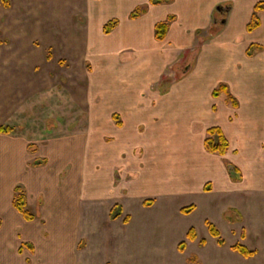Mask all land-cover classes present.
Here are the masks:
<instances>
[{"label":"crops","instance_id":"obj_1","mask_svg":"<svg viewBox=\"0 0 264 264\" xmlns=\"http://www.w3.org/2000/svg\"><path fill=\"white\" fill-rule=\"evenodd\" d=\"M20 1L15 4L17 13L5 17L10 24L5 21L0 25V37L5 42L0 46L6 45L8 60L3 65L7 71L4 75L9 78L7 91L14 108L9 121L12 131L0 134L7 135L13 200L15 187L22 186L27 206L35 207L42 200L41 218L47 220L51 218L50 212L63 219L62 198L67 205L77 201L83 210L86 203L88 221L96 216L91 206L107 200L106 219L115 225L114 233L119 229L120 234L133 232L136 212L157 220L161 212L167 213L166 219L168 214V218L176 215V210L182 217L197 212L199 205L205 209L220 205L230 224H248L254 230L251 232L245 226L241 230L243 240L249 236L256 238L258 247L251 249L256 251L254 256L264 253V72H253L254 55L259 56L261 51L247 55L251 44L263 46L259 38L264 33V9L257 13L261 21L257 29L249 32L247 25L255 14V5L264 0H229L232 9L225 28L210 30L209 37L195 35V31L208 28L222 0H173L162 4L117 0L123 1L119 6L121 12L104 17L92 13L91 7L112 5L117 3L115 0H82L86 5L78 1L72 6L76 14L70 22L78 23L76 27L68 26L67 16L60 14L50 17L47 23H28L27 17L18 13L29 10ZM140 7L146 8V12L132 19L130 14ZM245 11L248 14L243 16ZM169 15L176 18L165 39L159 41L155 27ZM113 19L119 20L118 25L109 34L104 33V25ZM253 35L257 37L253 39ZM111 37L115 39L113 45ZM83 43L100 45L103 56L109 59L108 65L103 66L101 101L93 102L87 131H48L46 140L30 138L35 126H30L31 112L50 94L39 79L42 72H51L52 57L49 59L47 47L64 44L67 47L59 52L68 57L78 50L76 45ZM132 48L139 54L134 66L121 67L125 62L120 61V54ZM193 49L196 55L184 76L179 77L173 67L188 62ZM116 54L119 61L114 64ZM30 66H36V72L33 68L30 72ZM25 74L33 77L32 84L23 79ZM258 78L263 83L255 84L260 82ZM222 84L228 86V91L213 96ZM211 127H219L228 139L225 155L206 149L207 130ZM31 140L38 147L36 152L29 148ZM42 159L47 164L36 166L35 161ZM29 162L34 167H29ZM161 163L167 170L176 163V171L166 175L165 180H160L155 168ZM228 163L237 168V173H232ZM64 172L67 175L62 186ZM79 177L84 189L81 196H77ZM13 200L16 215L23 219V235L30 238L35 218L26 220ZM190 205H195V209L183 213L182 208ZM82 215L77 207V221L70 225L69 233H60L57 239L60 247L72 236L74 241L83 237ZM208 221L211 222L209 217L205 219L206 225ZM204 240L206 244L207 239Z\"/></svg>","mask_w":264,"mask_h":264},{"label":"rangeland","instance_id":"obj_2","mask_svg":"<svg viewBox=\"0 0 264 264\" xmlns=\"http://www.w3.org/2000/svg\"><path fill=\"white\" fill-rule=\"evenodd\" d=\"M7 1L0 0V25L5 24L6 16H13L15 12L17 13L15 4H17L18 0ZM78 1L86 5V2L82 0H21V6H25L29 10L26 12L25 10L24 12H19L18 10V13L22 17L26 16L27 21L29 20L28 23L34 21L37 25L38 23L43 24L50 17L60 14L63 17L67 16L66 23H68V26L74 25L76 27L78 23L73 19L72 23L70 21L71 16L76 14L72 6L78 4ZM115 1L117 2V0ZM231 1L233 3V0ZM122 2L107 6L101 5L98 8L91 7V10L92 13H97L104 17L112 13L115 14V12H121L119 6ZM228 2L229 0L220 1V5L218 6L222 8L221 10L215 9L214 13L216 16L213 15L214 18L208 28L196 30L195 35L202 34L205 37H209L211 36L210 30L216 29L222 31L228 22L229 12L232 9V5L228 4ZM245 14L248 13L245 11L243 16ZM6 23L8 22L6 21ZM262 30L264 32V28ZM256 37L257 35L252 36L253 39ZM78 39L84 42V39ZM111 39V45H113L115 39L113 37ZM259 39H262L263 48L258 50L261 51L259 56L258 53L254 55L253 72L262 73L264 72V33H262ZM2 43L5 42L0 37V44ZM36 45L39 44L36 43ZM65 47L67 46L59 44L47 47L46 49L47 54L52 57L51 67L49 68L51 71L49 74L51 73L52 77L49 76L48 72H42L43 74L39 79L41 80V84L43 83L42 88H45L44 90L47 93L50 92V94L46 93L47 95L43 102L40 103L41 105L31 112L30 122L32 124L30 123V126L35 125L32 128L33 130L31 129L30 138L32 139L37 137L46 140V138H49L48 131L65 134V132L72 130V132L85 133L89 127L88 125H90L88 122L89 113L92 111L93 102L95 101L98 104L101 101L103 66L105 64L106 66L108 65L109 59L103 56L100 45L78 44L76 45L78 50H74L68 57L64 53L59 52L65 49ZM5 48V44L3 48L0 46V55H2V59H0V125L12 126L9 124V121L14 108H11L10 94L7 91L9 85L7 80L9 78L5 76V72L7 71L3 66L8 62L7 57H5ZM134 50L132 48L120 54V61L125 62L120 65L121 67L134 66V61L139 55ZM195 55V49L191 50L190 60L183 64L174 65L173 71L177 72L179 77L184 76ZM115 57L114 64L119 61L117 54ZM32 68L36 72V66H30V72ZM60 68L63 71L68 69V72H58ZM126 73L128 74L129 71ZM28 76L25 74L23 79L26 82L29 80L30 84H32L33 77L31 75L30 77ZM258 79L260 82L256 81L255 84L263 83L260 78ZM51 81L54 83L52 86ZM166 83L164 82V84ZM97 89H99L98 92ZM7 143V135L0 134V264H264V253L262 251L256 256L247 258L232 249V246L237 243L243 244L249 249H254L258 247V243L253 236H249L247 240H243L241 237L242 226H245L251 232L254 230L250 226L248 227V224L245 225L238 222L234 223L235 225L230 224L228 219L223 216V211L219 207L220 205L217 208L213 205L211 208L206 209L202 205H199L197 212H193L190 215L181 214L183 215L182 217L178 215V211L176 210V215L174 214V216L168 218L171 215L168 214L166 219L164 215L167 213L161 212L163 214L157 220H152L146 215L143 217L136 212L138 216H136V221H134L135 227L133 232L127 230V233L122 232L120 234L119 229L114 233L115 225L106 219L105 209L108 205L107 200L99 202L97 206H91L96 211L93 221H88L89 216H87L86 212V203L83 204V210L76 200L74 204L67 205V200L63 198L60 200V210L63 213V219H59L57 215L53 216L52 212L48 214V216H51L50 219H43L41 218L43 215L41 212L42 200H39L35 207L33 203L32 207L27 206V209H30L29 211L35 215L34 222L36 225H33L32 237L26 238L20 226V222H23V219L21 216L16 215L11 205L13 197L10 192L12 191L14 182L10 183L9 179L10 174L8 170H10V166L9 157L6 155ZM29 146L31 152L37 151L38 147L32 140ZM43 164H47V161L44 160L35 165L42 166ZM162 164H159L155 168H158L160 180H165L166 175L176 171V163L171 170L162 167ZM193 165H196V161H193ZM29 167H34L32 162H29ZM66 175L67 172L61 174L60 185L65 183L64 177ZM80 179V177L77 178L79 182L77 183V196L84 195V189L80 186L82 185L80 184ZM47 187L50 189L52 186L47 185ZM2 192L3 197H7L6 200L3 199ZM122 192L128 195L124 190ZM32 200L35 202L34 197H32ZM151 201L149 200V204H152ZM51 206H54V204ZM55 207L58 208L56 205ZM77 207L79 211H83L82 222H80L81 233L85 238L78 237L74 241L72 236L70 240L65 242L64 246L60 247L57 239L60 233H69L70 225H73L74 221H77L75 218L77 216H75ZM108 213L107 217L109 216ZM208 217L221 232V236L226 242L224 245H220L217 238L212 236L208 230V226L205 223V219ZM80 222L78 221L77 223ZM192 227L196 229L198 234V240L196 241H190L187 238V232ZM104 234H106L105 238ZM102 238L106 241H103ZM203 239H207L206 244L200 242ZM182 241L187 242V247L183 252L178 249V245ZM25 242L32 244L33 248L29 249L25 246ZM22 244L24 245L23 250L20 251Z\"/></svg>","mask_w":264,"mask_h":264},{"label":"trees","instance_id":"obj_3","mask_svg":"<svg viewBox=\"0 0 264 264\" xmlns=\"http://www.w3.org/2000/svg\"><path fill=\"white\" fill-rule=\"evenodd\" d=\"M7 2V0H4ZM152 4H162V3H169L171 2V0H150ZM6 5H8V3H6ZM262 9H264V2L260 1L255 5V14L253 15V18L251 20V22L247 25V30L249 32L254 31L255 29H257L260 25H261V21L260 18L258 16V12L261 11ZM146 12V8L140 7V8H136L131 14L130 17L132 19H135L139 16H141L143 13ZM175 16L174 15H169L168 18L165 21L159 22L157 23L156 27H155V38L157 40H164L167 32L171 26V23L175 20ZM119 20L118 19H113L111 21H109L108 23H106L104 25V33L109 34L111 31H113V29L118 25ZM218 31V30H216ZM263 47L260 44H256L253 43L250 45V47L247 50V55L248 56H253L254 53L258 50H261ZM50 55H49V59H50ZM228 91V86L226 84H222L221 86H219L218 88H216L213 91V96L218 97L221 93L223 92H227ZM232 98V97H231ZM233 103L235 105H237V100L232 98ZM12 131V127L9 125H2L0 126V133H10ZM205 146L206 149L211 152V153H218L220 155H225L228 147H229V141L226 138L224 132L219 128V127H211L207 130V137L205 139ZM43 162L42 160H36L35 164L41 163ZM228 166L231 168L232 173L235 172L237 173V168H235L234 166H232L230 163H228ZM15 191V195H14V200H13V204L15 206V208L23 215V217L26 220H33L35 218V215L30 212L27 209V196L25 194V191L23 189L22 186L17 185L14 189ZM195 205H190L187 207L182 208V212L189 214L191 213L194 209H195ZM207 226L209 228V231L211 233L212 236H214L215 238H217L218 243L220 245H224L226 242L225 240L222 238L220 231L215 227L214 224H212L211 222H207ZM187 238L188 240L194 241L197 238V233L196 230L194 228H191L187 234ZM202 244H205V240H201ZM25 246H27L29 249H32L33 246L30 243H25ZM187 247V242L186 241H182L179 243L178 245V249L179 251L183 252ZM232 249L235 251H238L239 253H241L244 257H252L256 254L255 250H251L249 249L247 246L237 243L235 245L232 246ZM23 250V246L20 248V251Z\"/></svg>","mask_w":264,"mask_h":264},{"label":"water","instance_id":"obj_4","mask_svg":"<svg viewBox=\"0 0 264 264\" xmlns=\"http://www.w3.org/2000/svg\"><path fill=\"white\" fill-rule=\"evenodd\" d=\"M221 8H222V7L220 6V7H218L217 9H218V10H221Z\"/></svg>","mask_w":264,"mask_h":264}]
</instances>
